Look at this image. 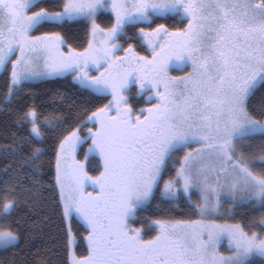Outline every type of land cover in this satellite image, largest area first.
I'll use <instances>...</instances> for the list:
<instances>
[{
	"label": "snow or ice",
	"instance_id": "6c2138e0",
	"mask_svg": "<svg viewBox=\"0 0 264 264\" xmlns=\"http://www.w3.org/2000/svg\"><path fill=\"white\" fill-rule=\"evenodd\" d=\"M104 15L110 27L98 22ZM45 25L88 26L87 47L65 52L60 32L33 35ZM132 28L150 56L131 43L118 55ZM9 64L8 103L28 82L66 75L90 96L111 98L71 122L21 110L26 134L3 153L0 250L19 247L22 222L11 217L33 201L54 146L49 187L58 190L54 211L68 224V264H264V0H0V71ZM186 66V75H170ZM132 85L147 107L130 103ZM57 129L47 144V132ZM89 165L98 175H89ZM157 193L176 209L184 201V214L196 218L134 226ZM225 205L227 219L237 209L259 219L218 223ZM73 218L86 230L81 257L73 251ZM147 232L155 235L145 239Z\"/></svg>",
	"mask_w": 264,
	"mask_h": 264
},
{
	"label": "trees",
	"instance_id": "16d2710c",
	"mask_svg": "<svg viewBox=\"0 0 264 264\" xmlns=\"http://www.w3.org/2000/svg\"><path fill=\"white\" fill-rule=\"evenodd\" d=\"M49 3V2H46ZM57 29L56 26H47V29ZM59 30L65 38L79 46L84 42V29L79 25H65ZM5 81H0V181L4 179V167L6 158L4 156L5 146L12 144L14 139L25 135V129L18 125V118L21 110L26 111L27 107H35L40 115V119L45 117L53 119L61 117L74 120L77 113L83 115L85 110L94 111L101 106L105 99L94 98L87 92L75 88L70 81L64 79L48 80L36 85H30L18 91L11 103L5 101L6 86ZM254 103H259L257 98ZM49 130L46 134V143L54 145L59 131ZM51 159V167L47 161ZM8 160L11 157H7ZM42 185L36 186L33 201L28 204H21L11 217L13 221L20 220L19 247L9 251L0 250V264H37L38 258L48 261V264H68V224L63 221L62 213L57 215L54 211L59 201L58 190L53 191L49 185L55 184V147L53 146L45 157V164L40 176ZM180 209L162 203L157 193L152 205L147 210V214L154 219L160 218H184L189 217L182 211L186 208L184 201H179ZM223 215V214H222ZM235 219L225 220L229 223L243 222L248 223V218L255 215L259 219L258 213L251 210L237 209L233 214ZM27 220L29 224L35 223V229H28V224H23ZM39 250V251H38Z\"/></svg>",
	"mask_w": 264,
	"mask_h": 264
},
{
	"label": "flooded vegetation",
	"instance_id": "af4514ba",
	"mask_svg": "<svg viewBox=\"0 0 264 264\" xmlns=\"http://www.w3.org/2000/svg\"><path fill=\"white\" fill-rule=\"evenodd\" d=\"M46 2L51 3L52 0H46ZM50 10H54V9H50ZM98 22L101 24L102 27H110L111 26V21H110V19H109V17L107 15L102 16L98 20ZM160 22H164V21H160ZM167 23H168V26L170 28L176 26L175 23L173 21H171V20L168 21ZM47 26L52 27L53 25H45L39 31H34L33 35H42L45 32H60V34L63 36V38L65 40V46H64V49H63L65 52L67 51L69 46L74 48V49H76L77 51H82L85 47H87V42H88V39H89L88 26L79 25V27H82L84 29V35H85L84 36L85 37L84 38V42L81 45H79V46H75L74 44H72L71 42H69L65 38V36L62 33V31L59 30V28H61V27H58L57 29L53 30L52 28L47 29ZM180 26H182V25H180ZM152 27H155V24H153ZM137 33H138V28H132L126 33V35L124 37H122L118 41V43L122 46L121 51L118 53V55L122 56L124 54L123 53V48H126L128 46V44L131 43V44H133L135 50L140 55H148V56H150V54H151L150 50L147 48V45L142 42L141 39L137 38ZM10 69H11V64L8 65V71L7 72L0 71V81L1 80L5 81V83H6L5 84L6 93H7V84H8ZM188 71H190V66L181 67V68L173 67V68L170 69V75L177 76V77L184 76V75H186V73ZM93 74H96V73L94 72ZM54 79L68 80V81H70V83L75 88L81 90L79 88V86L76 83H74L72 75H66L64 77H55V78H50V79H43V80L28 82L21 89H19V91L23 90L25 87H28L30 85H36V84L43 83V82H46L48 80H54ZM81 91H83V90H81ZM137 91H138L137 86L132 85L131 86V90H130L128 95H129L130 103L133 105V107L135 109L139 110L140 108L147 107L148 105L145 103V100H144L143 96H137ZM110 98L111 97H108L107 99H105L104 103H107V100L110 99ZM83 131L86 133L87 128L85 127ZM89 143H90V141H89ZM87 149H88V143L83 144L81 149H80V152H79V155H78L77 158L83 161L84 160V153L87 151ZM181 155H182V153H181ZM170 171H171V169H170ZM89 175H92V176L98 175V172L94 168H92L91 165H89ZM167 178L168 177H167V174H166L165 179H167ZM161 186H162V184H161ZM87 191H93V189H92V187L90 185L87 187ZM153 201H152V203H153ZM152 203L149 206H147L146 209L141 210V211H139L137 213L138 220H137V222L135 223L134 226L139 227L140 226V223H139L140 220H144V219L155 220L154 218H152V216L147 214V210L150 208ZM71 229H72V233H73V235L75 237V241H76V243L73 246V251H74L75 255L77 257H81V256H84V255H87V245H86L85 241L83 240V237L86 235V230H85L83 224L78 219L73 218L72 223H71ZM153 235H155V232H147L144 238L145 239H150L151 236H153Z\"/></svg>",
	"mask_w": 264,
	"mask_h": 264
},
{
	"label": "rangeland",
	"instance_id": "374dc122",
	"mask_svg": "<svg viewBox=\"0 0 264 264\" xmlns=\"http://www.w3.org/2000/svg\"><path fill=\"white\" fill-rule=\"evenodd\" d=\"M63 77H64V76H63ZM36 81H38V80H36ZM227 207H228V206L225 205V208L221 210V212H222V214L224 215V217H226V215H227V214H226V209H227ZM217 222H218V223H229V222H226L225 220H220V219H218ZM226 248H227V241L225 240V241L223 242V246H222V248H221V251L224 252L225 255L227 254V252L225 251Z\"/></svg>",
	"mask_w": 264,
	"mask_h": 264
}]
</instances>
